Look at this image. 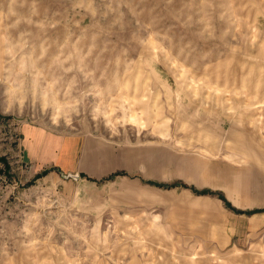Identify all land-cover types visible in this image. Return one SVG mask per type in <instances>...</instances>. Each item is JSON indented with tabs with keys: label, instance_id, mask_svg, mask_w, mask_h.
I'll use <instances>...</instances> for the list:
<instances>
[{
	"label": "rangeland",
	"instance_id": "1",
	"mask_svg": "<svg viewBox=\"0 0 264 264\" xmlns=\"http://www.w3.org/2000/svg\"><path fill=\"white\" fill-rule=\"evenodd\" d=\"M0 264H264V0H0Z\"/></svg>",
	"mask_w": 264,
	"mask_h": 264
},
{
	"label": "crops",
	"instance_id": "2",
	"mask_svg": "<svg viewBox=\"0 0 264 264\" xmlns=\"http://www.w3.org/2000/svg\"><path fill=\"white\" fill-rule=\"evenodd\" d=\"M66 147L67 140L63 147V140L60 137L38 132L30 144L27 145V159L36 165V169H41L40 167L49 166L50 164H59L61 163L59 155L64 152L62 148ZM246 187H248L247 184H244L242 192L247 191ZM253 188H257V186Z\"/></svg>",
	"mask_w": 264,
	"mask_h": 264
},
{
	"label": "trees",
	"instance_id": "3",
	"mask_svg": "<svg viewBox=\"0 0 264 264\" xmlns=\"http://www.w3.org/2000/svg\"><path fill=\"white\" fill-rule=\"evenodd\" d=\"M151 183H152V185H156V186H164V185H161V184H156L154 182H151ZM176 186H177V184H175V185H167L168 188H172V187H176ZM219 196H220V198H223L222 195H219Z\"/></svg>",
	"mask_w": 264,
	"mask_h": 264
}]
</instances>
